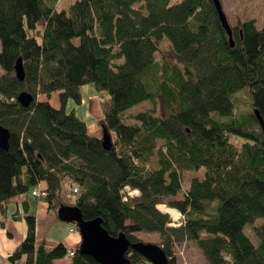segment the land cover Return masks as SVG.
<instances>
[{
  "label": "trees",
  "instance_id": "obj_1",
  "mask_svg": "<svg viewBox=\"0 0 264 264\" xmlns=\"http://www.w3.org/2000/svg\"><path fill=\"white\" fill-rule=\"evenodd\" d=\"M58 1L0 0V125L9 131L7 149L0 147L1 214L45 181L43 200L56 215L62 205L78 207L111 236L159 245L167 264H185L174 252L187 240L205 264H264V223L252 226L256 244L244 230L264 218V136L254 114L264 121V23L232 26L230 47L212 0H75L60 10ZM163 38L175 63L155 59ZM85 84L98 94L108 150L73 108L66 111L69 99L81 104ZM20 92L32 95L28 107ZM145 101L150 109L129 112ZM188 171L196 174L183 189ZM64 183L77 187L72 203L60 199ZM125 186L141 195L123 202ZM158 203L179 209L184 222L170 225ZM25 220L11 263L99 264L80 242L73 256L63 242L47 250L35 217ZM125 257L150 263L132 248Z\"/></svg>",
  "mask_w": 264,
  "mask_h": 264
},
{
  "label": "rangeland",
  "instance_id": "obj_2",
  "mask_svg": "<svg viewBox=\"0 0 264 264\" xmlns=\"http://www.w3.org/2000/svg\"><path fill=\"white\" fill-rule=\"evenodd\" d=\"M75 0H59L57 3V9H65ZM180 0H169L171 4L177 3ZM222 10L227 18L229 25L232 27L238 22L246 21L248 19H254L257 28H261L264 23V0H220ZM77 42V39L74 40ZM169 41L163 38L158 44V50L155 51V59L159 60L161 57L165 58L170 64L175 63L176 60L171 53ZM83 104H75L73 100L69 99L66 104V111H70L72 108L75 110L76 115L83 119L87 125L89 134L101 137L102 129L97 124V119L100 117L99 101L97 98V92L92 84H85L82 87ZM105 94V93H104ZM101 96V95H100ZM244 96V95H242ZM53 107H59L60 101L57 93H52L48 98ZM243 106V105H241ZM152 105L145 101L138 105L133 106L129 112L137 113L150 109ZM233 140L240 142L242 139L231 136ZM196 172L188 171L182 177V187L186 189L189 185V178L195 175ZM71 192L69 184L64 183L60 189L61 201H68V194ZM41 204L39 210L36 211L35 202ZM25 205H29L27 208ZM17 210L19 211L16 216ZM15 214V217L13 216ZM32 215L36 221V239L37 241L45 240L48 245H54L58 242L57 238L62 237L65 232V227L68 224L57 218L54 210L49 208V204L46 200L37 199L30 195V191L17 194L12 198V201L7 205L6 215L0 212V264H12L7 256L12 253L21 243L27 232V222L25 216ZM3 224L1 225V221ZM264 223V218H256L252 224H247L244 228L245 233L256 244L258 239L253 233L252 226H260ZM138 235L145 241H155L156 236L154 234L147 235L145 232H139ZM175 250L179 256H185L188 251L193 258V264H202L200 256L202 253H197V246L194 241L187 240L176 244ZM199 250V249H198ZM183 255H180L181 253ZM187 254V253H186ZM204 259V257H203ZM205 260V259H204Z\"/></svg>",
  "mask_w": 264,
  "mask_h": 264
},
{
  "label": "water",
  "instance_id": "obj_3",
  "mask_svg": "<svg viewBox=\"0 0 264 264\" xmlns=\"http://www.w3.org/2000/svg\"><path fill=\"white\" fill-rule=\"evenodd\" d=\"M219 22L228 37L230 47L234 45L232 29L222 10L220 0H212ZM15 75L18 80L24 77V69L21 58L14 65ZM17 101L22 107H28L33 101L31 94L20 92ZM255 117L264 136V121L257 109H254ZM9 131L0 125V147L7 149ZM101 144L105 150L111 147V137L106 127H102ZM58 218L65 223H74L80 234L79 251L93 257L99 264H129L125 257L128 248L134 249L151 264H167L168 258L161 247L154 243L136 242L130 243L123 235L111 236L101 225L99 217L84 220L78 207L62 205L57 209Z\"/></svg>",
  "mask_w": 264,
  "mask_h": 264
},
{
  "label": "crops",
  "instance_id": "obj_4",
  "mask_svg": "<svg viewBox=\"0 0 264 264\" xmlns=\"http://www.w3.org/2000/svg\"><path fill=\"white\" fill-rule=\"evenodd\" d=\"M81 91H82V88H81ZM82 95V94H81ZM84 103V100H83V98H82V100H81V104H83ZM75 111V110H74ZM76 113V112H75ZM46 187H47V183L45 182V181H41V182H39L38 183V185H37V188H40V189H46ZM30 195H31V193H30ZM26 207H27V205H25ZM41 207V204L40 203H38V201L37 202H35V209H36V211L37 210H39V208ZM27 208H29V205H28V207ZM18 213H19V211L17 210V213H16V216L18 215ZM15 215V214H14ZM13 215V216H14ZM15 217V216H14ZM58 218V217H57ZM60 220V219H59ZM65 223V222H64ZM66 224H68V226H66L65 228V232H64V234H63V236L62 237H58L57 238V240H58V242H63L66 246H68V247H74V246H76L78 243H79V241H80V236L78 235V234H75V233H73V234H69L68 233V228H69V226L71 225V223H66ZM152 235V234H154L155 236H156V238H155V241H157L158 239H159V234L158 233H147V235ZM37 240V239H36ZM58 242H56V243H58ZM55 243V244H56ZM54 244V245H55ZM53 244L51 245V246H49L48 245V243H47V241H45V248L47 249V250H49V249H51L53 246H54ZM177 246H175V248H176ZM0 248H1V246H0ZM197 248V247H196ZM181 253V252H180ZM187 253V254H186ZM186 253H185V256H179V254L177 253V251L175 250V252H174V254L176 255V257H177V259L179 260V261H181V262H184L185 264H193L194 263V261H193V258H192V255L188 252V251H186ZM197 253H199L200 254V251L198 250V248H197ZM180 255H183L182 253L180 254ZM201 255V254H200ZM200 258H201V261H202V264H205V260L203 259V257L202 256H200ZM13 264V263H12Z\"/></svg>",
  "mask_w": 264,
  "mask_h": 264
},
{
  "label": "built area",
  "instance_id": "obj_5",
  "mask_svg": "<svg viewBox=\"0 0 264 264\" xmlns=\"http://www.w3.org/2000/svg\"><path fill=\"white\" fill-rule=\"evenodd\" d=\"M136 190H138V189H132V188H129V187L125 186L123 188V190L121 191L123 200L127 199L128 197L136 196L135 195ZM76 191H77V187H74L72 189V192L69 194V198H70L71 202L75 201ZM31 195L34 196L35 198L41 199V198H44V197L47 196V192H46V190H43V189H40V188H34L31 191ZM183 222H184V216L182 217V219L177 221L176 224H172V223L171 224L173 226H180ZM68 233L69 234H73V233L78 234V230H77L76 227L70 226L69 229H68ZM68 255L69 256H73L74 255V249L73 248H71V247L69 248ZM145 264H151V263H145Z\"/></svg>",
  "mask_w": 264,
  "mask_h": 264
},
{
  "label": "clouds",
  "instance_id": "obj_6",
  "mask_svg": "<svg viewBox=\"0 0 264 264\" xmlns=\"http://www.w3.org/2000/svg\"><path fill=\"white\" fill-rule=\"evenodd\" d=\"M135 195L136 196L141 195L139 190H136ZM123 202H127V199H125ZM155 207L157 211H159L161 214L167 215L169 217L170 223L172 224H176L177 221H179L183 217V213L179 209L169 207L167 204L158 203L155 205Z\"/></svg>",
  "mask_w": 264,
  "mask_h": 264
}]
</instances>
